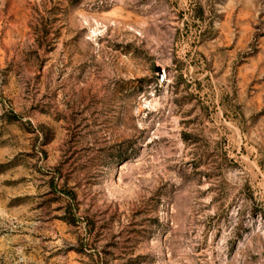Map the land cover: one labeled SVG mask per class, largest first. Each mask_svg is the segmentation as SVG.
Returning a JSON list of instances; mask_svg holds the SVG:
<instances>
[{"label":"rangeland","instance_id":"1","mask_svg":"<svg viewBox=\"0 0 264 264\" xmlns=\"http://www.w3.org/2000/svg\"><path fill=\"white\" fill-rule=\"evenodd\" d=\"M0 264H264V0H0Z\"/></svg>","mask_w":264,"mask_h":264}]
</instances>
